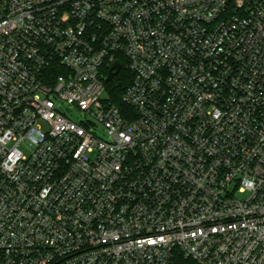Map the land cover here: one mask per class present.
Here are the masks:
<instances>
[{"label":"built area","instance_id":"obj_1","mask_svg":"<svg viewBox=\"0 0 264 264\" xmlns=\"http://www.w3.org/2000/svg\"><path fill=\"white\" fill-rule=\"evenodd\" d=\"M0 264H264V0H0Z\"/></svg>","mask_w":264,"mask_h":264},{"label":"trees","instance_id":"obj_2","mask_svg":"<svg viewBox=\"0 0 264 264\" xmlns=\"http://www.w3.org/2000/svg\"><path fill=\"white\" fill-rule=\"evenodd\" d=\"M121 64V70L113 77V79L109 82H104L108 98L110 99L111 103L117 106H123L121 95L125 87L131 81V72L129 71V69H127V67H125L122 61Z\"/></svg>","mask_w":264,"mask_h":264},{"label":"rangeland","instance_id":"obj_3","mask_svg":"<svg viewBox=\"0 0 264 264\" xmlns=\"http://www.w3.org/2000/svg\"><path fill=\"white\" fill-rule=\"evenodd\" d=\"M60 109L72 120L78 121L83 117V112L79 110L75 105H67L65 103H60ZM95 132L98 136L106 138L103 128L100 124H98V127L96 128ZM20 148L22 149V151H24V153H27L29 151V149L24 145H21ZM238 197H240V194L238 195Z\"/></svg>","mask_w":264,"mask_h":264},{"label":"water","instance_id":"obj_4","mask_svg":"<svg viewBox=\"0 0 264 264\" xmlns=\"http://www.w3.org/2000/svg\"><path fill=\"white\" fill-rule=\"evenodd\" d=\"M120 69H121V65L117 61H115L112 64V66L108 72V75L105 77V81L106 82L111 81L113 79V77L120 71Z\"/></svg>","mask_w":264,"mask_h":264}]
</instances>
